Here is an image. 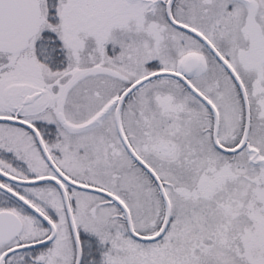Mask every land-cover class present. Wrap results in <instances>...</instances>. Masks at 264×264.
<instances>
[{
    "label": "snow or ice",
    "instance_id": "1",
    "mask_svg": "<svg viewBox=\"0 0 264 264\" xmlns=\"http://www.w3.org/2000/svg\"><path fill=\"white\" fill-rule=\"evenodd\" d=\"M0 264H264V0H0Z\"/></svg>",
    "mask_w": 264,
    "mask_h": 264
}]
</instances>
